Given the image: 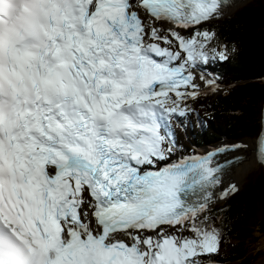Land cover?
<instances>
[{"label": "snow or ice", "instance_id": "6c2138e0", "mask_svg": "<svg viewBox=\"0 0 264 264\" xmlns=\"http://www.w3.org/2000/svg\"><path fill=\"white\" fill-rule=\"evenodd\" d=\"M232 6L61 0L6 150L0 135V264L19 242L41 264H220L246 145L196 137L230 92L237 49L214 21Z\"/></svg>", "mask_w": 264, "mask_h": 264}, {"label": "trees", "instance_id": "16d2710c", "mask_svg": "<svg viewBox=\"0 0 264 264\" xmlns=\"http://www.w3.org/2000/svg\"><path fill=\"white\" fill-rule=\"evenodd\" d=\"M214 23L223 36L235 43L237 51L222 65L224 69L231 68L235 79L229 84L228 94L221 93L212 99L209 111L214 113V119L207 133L221 138L212 128L228 138H243L257 129L259 104L264 95V7L247 5ZM257 185L264 188L263 175L255 187L241 191L228 202L231 207L226 221L227 237L218 257L220 263L243 264L249 260L247 263L255 264L259 260L255 255L264 252V241L259 242L264 238V225L257 219L262 202Z\"/></svg>", "mask_w": 264, "mask_h": 264}, {"label": "rangeland", "instance_id": "374dc122", "mask_svg": "<svg viewBox=\"0 0 264 264\" xmlns=\"http://www.w3.org/2000/svg\"><path fill=\"white\" fill-rule=\"evenodd\" d=\"M247 5H251L255 8H261L263 6V0H247L246 2H244L243 4H241L240 6H237L235 9L232 10V12L230 14H225L223 15L221 18H224L227 16H230L232 15L233 12H235L238 8L240 7H244ZM257 122V121H256ZM253 138H254V134L252 133L251 136L247 135L243 138V142L244 141H253ZM263 175V171H262V168L260 167H257L255 166L254 168H252L250 170V172L247 174V176L245 178H243L242 182H241V191L247 189V188H250V187H255L256 186V183L258 184L259 182V176ZM264 176V175H263ZM257 190L259 191V193L261 194V197H262V202L260 203L259 202V209L261 208V210L259 211L258 215H257V219L259 222H263L262 225H264V188L263 186L261 185H257ZM263 235H264V232H263ZM262 239V240H261ZM264 241V238H260L259 239V242H263ZM258 244H256L257 246ZM263 251L259 252L258 254L255 255V257H257L259 260L255 263V264H259L262 260V256L264 255V252L262 253ZM246 262L243 263V264H249L247 263L249 260H245ZM220 264H226V262L224 263H220Z\"/></svg>", "mask_w": 264, "mask_h": 264}, {"label": "bare ground", "instance_id": "6f19581e", "mask_svg": "<svg viewBox=\"0 0 264 264\" xmlns=\"http://www.w3.org/2000/svg\"><path fill=\"white\" fill-rule=\"evenodd\" d=\"M247 0H232V4L233 6L230 7L229 9H227L225 11V14L231 12L233 9H235L237 6H240L241 4H243L244 2H246ZM3 16V13H0ZM244 144L246 145V152L244 153L245 156L248 157V161L241 165L238 169L235 170L234 172V176L235 179L238 180L241 184L243 178H245L247 176V174L250 172V170L252 168H254L255 166H258L257 162H256V157H255V143L254 140L253 141H244ZM259 264H264V255L262 256V260Z\"/></svg>", "mask_w": 264, "mask_h": 264}]
</instances>
